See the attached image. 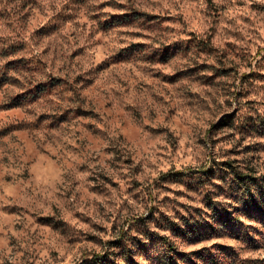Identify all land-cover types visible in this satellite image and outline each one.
Listing matches in <instances>:
<instances>
[{"label": "clouds", "instance_id": "obj_1", "mask_svg": "<svg viewBox=\"0 0 264 264\" xmlns=\"http://www.w3.org/2000/svg\"><path fill=\"white\" fill-rule=\"evenodd\" d=\"M0 264H264V0H0Z\"/></svg>", "mask_w": 264, "mask_h": 264}]
</instances>
